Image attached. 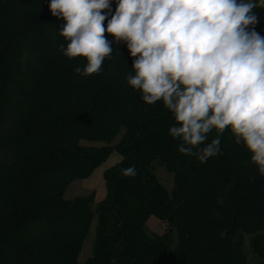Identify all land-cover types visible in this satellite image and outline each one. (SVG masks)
Returning <instances> with one entry per match:
<instances>
[{
  "label": "trees",
  "instance_id": "obj_1",
  "mask_svg": "<svg viewBox=\"0 0 264 264\" xmlns=\"http://www.w3.org/2000/svg\"><path fill=\"white\" fill-rule=\"evenodd\" d=\"M49 5L0 0V264H79L96 216L84 264H253L249 253L264 264V176L243 143L226 128L221 153L207 162L180 153L168 134L172 113L162 100L144 103L128 83L137 57L127 42L111 43L98 74H78L87 60L60 51L65 21ZM117 6L110 0L102 11L105 29ZM253 13L248 28L264 37V7ZM113 151L122 159L104 173L105 199L96 208L93 197L66 200L67 188ZM156 165L175 174L172 191ZM131 166L137 175L123 176ZM151 217L163 235L149 232Z\"/></svg>",
  "mask_w": 264,
  "mask_h": 264
},
{
  "label": "clouds",
  "instance_id": "obj_2",
  "mask_svg": "<svg viewBox=\"0 0 264 264\" xmlns=\"http://www.w3.org/2000/svg\"><path fill=\"white\" fill-rule=\"evenodd\" d=\"M264 0H118L105 29L110 0H50V11L65 21L60 51L83 76L98 74L111 43L127 42L134 76L128 78L144 103L162 100L175 122L169 135L180 153L200 163L221 153L230 128L250 163L264 176V37L249 25ZM105 31L115 37L105 38ZM216 130L208 141V134ZM207 142V143H206ZM200 145H204L200 147ZM137 175L135 166L121 169ZM115 264V262H113Z\"/></svg>",
  "mask_w": 264,
  "mask_h": 264
},
{
  "label": "rangeland",
  "instance_id": "obj_3",
  "mask_svg": "<svg viewBox=\"0 0 264 264\" xmlns=\"http://www.w3.org/2000/svg\"><path fill=\"white\" fill-rule=\"evenodd\" d=\"M122 133H120L114 143L119 142L121 139ZM84 146H95L101 147L104 145V142H88L82 141ZM122 157L117 151H113L110 158L101 166L97 167L91 176L85 180H79L72 183L66 190L65 199L73 200L79 197H93L95 208L105 199L106 197V184L104 180L105 171L114 166L116 163L121 161ZM155 175L159 182L169 191H172L175 188V174L169 170L164 165H156ZM147 229L150 233L163 235L165 232V227L163 223L157 217H151L146 224ZM96 228H97V216L93 219L88 237L83 245L80 257L79 264H84V262L92 256L93 252V243L96 238ZM251 237L247 238V242ZM246 249L249 247V243L245 244ZM249 257L252 258L253 264H259L258 261L253 258L249 253Z\"/></svg>",
  "mask_w": 264,
  "mask_h": 264
}]
</instances>
